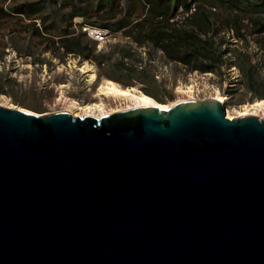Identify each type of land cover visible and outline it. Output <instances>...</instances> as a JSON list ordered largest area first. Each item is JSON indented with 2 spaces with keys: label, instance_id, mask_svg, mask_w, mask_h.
Segmentation results:
<instances>
[{
  "label": "water",
  "instance_id": "water-1",
  "mask_svg": "<svg viewBox=\"0 0 264 264\" xmlns=\"http://www.w3.org/2000/svg\"><path fill=\"white\" fill-rule=\"evenodd\" d=\"M0 264H264V119L0 107Z\"/></svg>",
  "mask_w": 264,
  "mask_h": 264
},
{
  "label": "rangeland",
  "instance_id": "rangeland-1",
  "mask_svg": "<svg viewBox=\"0 0 264 264\" xmlns=\"http://www.w3.org/2000/svg\"><path fill=\"white\" fill-rule=\"evenodd\" d=\"M180 2L173 0V10L182 21ZM190 2L214 13L203 37L215 61L212 72L189 71L150 42L138 44L126 36L143 0H0V107L86 117L87 107L98 105L94 118L135 108L131 97L101 94L100 86L113 81L164 108L221 95L226 113L264 119V34L246 28L238 39L223 24L232 10L244 24L264 18V0ZM84 25L106 28L107 38L82 36ZM66 37L69 43L79 39L86 55L66 54L60 43Z\"/></svg>",
  "mask_w": 264,
  "mask_h": 264
},
{
  "label": "trees",
  "instance_id": "trees-1",
  "mask_svg": "<svg viewBox=\"0 0 264 264\" xmlns=\"http://www.w3.org/2000/svg\"><path fill=\"white\" fill-rule=\"evenodd\" d=\"M216 1L221 4H232L243 0ZM179 6L185 15L182 21L175 19L173 0H143L141 15L128 29L126 36L133 38L138 44L150 42L170 61L183 65L189 71L212 72L215 61L208 56L210 46L203 37L208 34L214 13L201 4L193 6L190 0H181ZM234 12L235 10H232L223 21L226 29L233 33L234 37L241 38L242 30L246 28H251L249 31L251 34H264V18L251 17L248 23L244 24ZM81 35L85 36L86 33ZM60 43L66 54L76 56L85 54L79 39L69 43L66 37L61 39Z\"/></svg>",
  "mask_w": 264,
  "mask_h": 264
},
{
  "label": "bare ground",
  "instance_id": "bare-ground-1",
  "mask_svg": "<svg viewBox=\"0 0 264 264\" xmlns=\"http://www.w3.org/2000/svg\"><path fill=\"white\" fill-rule=\"evenodd\" d=\"M100 91H101L102 95H106V96L131 97L132 99L136 100V102L138 103L137 104L138 107L156 106L159 108H164L162 105L157 103L151 97H149L143 93H141L140 95H136L130 89H124V88L120 87L118 84L114 83L113 81H106L104 84H102L100 86ZM215 100H217V101H219L225 105L226 97L219 95V96L215 97ZM259 103L260 102L256 103V105H253V106L258 107ZM137 106L135 108H137ZM93 107L99 108L98 105L88 106L87 109L89 111V114H87V116H90V117L94 116L93 114H91V113H93L92 111H94L93 109H95ZM226 114H227V118H229V119L235 118L228 111ZM248 114H249L248 112H243V113H240L237 117H241V116L244 117V116H247ZM103 116H105V115H103ZM97 119H100V118H97Z\"/></svg>",
  "mask_w": 264,
  "mask_h": 264
},
{
  "label": "built area",
  "instance_id": "built-area-1",
  "mask_svg": "<svg viewBox=\"0 0 264 264\" xmlns=\"http://www.w3.org/2000/svg\"><path fill=\"white\" fill-rule=\"evenodd\" d=\"M92 40L100 42L107 38L108 30L99 26L84 25L82 28Z\"/></svg>",
  "mask_w": 264,
  "mask_h": 264
}]
</instances>
